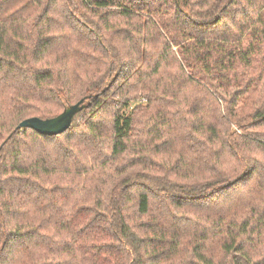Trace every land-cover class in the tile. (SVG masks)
Wrapping results in <instances>:
<instances>
[{
    "label": "trees",
    "instance_id": "16d2710c",
    "mask_svg": "<svg viewBox=\"0 0 264 264\" xmlns=\"http://www.w3.org/2000/svg\"><path fill=\"white\" fill-rule=\"evenodd\" d=\"M17 1L0 264H264V0Z\"/></svg>",
    "mask_w": 264,
    "mask_h": 264
},
{
    "label": "water",
    "instance_id": "95a60500",
    "mask_svg": "<svg viewBox=\"0 0 264 264\" xmlns=\"http://www.w3.org/2000/svg\"><path fill=\"white\" fill-rule=\"evenodd\" d=\"M81 101L66 107L60 114L46 119L29 117L20 121L16 128H30L39 134L57 135L64 132L71 125L75 114L83 107Z\"/></svg>",
    "mask_w": 264,
    "mask_h": 264
},
{
    "label": "rangeland",
    "instance_id": "374dc122",
    "mask_svg": "<svg viewBox=\"0 0 264 264\" xmlns=\"http://www.w3.org/2000/svg\"><path fill=\"white\" fill-rule=\"evenodd\" d=\"M21 0H18L17 2H20ZM15 4H17V3H13V2H9V3H7L6 5H5V9H4V13H7V12H9L10 11V9L11 8H13V6H15ZM31 8V7H30ZM55 9V8H54ZM29 11V8H26L25 9V12H28ZM1 14V13H0ZM174 51L176 50V48L175 47H173L172 48ZM176 158V157H175ZM230 164V163H229ZM193 179H195V178H193ZM260 245H262V246H260L259 248H258V252L256 253V252H254V251H252V255H253V257H257V256H262V254H264V244H260ZM209 248H211L210 250L212 251V253H213V256L215 255V253L216 254H218L217 253V241L216 240H210V242H209Z\"/></svg>",
    "mask_w": 264,
    "mask_h": 264
}]
</instances>
